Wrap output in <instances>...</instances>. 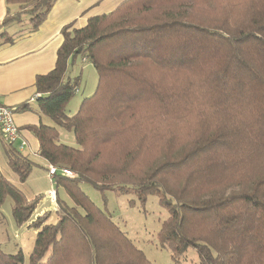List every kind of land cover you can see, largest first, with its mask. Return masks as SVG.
I'll return each mask as SVG.
<instances>
[{
	"label": "trees",
	"instance_id": "1",
	"mask_svg": "<svg viewBox=\"0 0 264 264\" xmlns=\"http://www.w3.org/2000/svg\"><path fill=\"white\" fill-rule=\"evenodd\" d=\"M13 1L25 6L1 27L26 20L32 31L57 2ZM61 35L54 69L35 80L38 112L54 125L27 129L40 157L75 176L52 183L56 221L46 213L30 224V264H153L83 184L142 204L157 195L168 211L157 238L178 264L190 249L200 264H264V0H127ZM77 57L99 85L71 116L80 79L65 76ZM58 127L79 147L60 142ZM8 147L25 183L37 164ZM9 197L19 227L43 199L29 200L0 170V207ZM0 264H24L23 253L0 245Z\"/></svg>",
	"mask_w": 264,
	"mask_h": 264
},
{
	"label": "rangeland",
	"instance_id": "2",
	"mask_svg": "<svg viewBox=\"0 0 264 264\" xmlns=\"http://www.w3.org/2000/svg\"><path fill=\"white\" fill-rule=\"evenodd\" d=\"M104 4L105 2H103L102 5L95 6L93 10H89L87 17L109 13L111 11L110 9L101 7ZM22 6L25 5H19L20 8ZM80 19V24H77V28L83 27L87 23L84 19ZM19 29V24L11 25L8 28L10 32H15ZM68 78L80 79L79 90L75 93L67 108L68 114L72 116L79 111L86 98L92 97L96 93L99 85V76L92 63L88 61L85 62L82 57H77L69 64L65 80ZM33 108L34 110H38L36 103L33 105ZM36 112L37 111L33 110L29 111V116L38 120L41 117L45 121L44 124L54 125L49 117ZM196 128L197 127H193L192 129L196 130ZM58 129L60 132V142L72 147H79L72 130L60 127H58ZM2 142L4 143V141H0V148L4 147ZM14 146L18 147L19 144L16 143ZM30 158L37 166L34 167L25 183L19 181L20 183H18V186L20 190L29 198H33L40 193V196H43L45 191L49 188L48 194L51 190H56L55 185L53 186L48 178L49 172L47 173V170L43 168L45 167V160L37 155H31ZM0 159H2L0 165L5 175L12 182V179H14V181L16 179L17 181L16 176L9 172L6 156L1 150ZM41 164H43V166ZM45 174L46 176L48 174L47 178H45ZM82 188L90 199L99 208L109 214L121 229L127 233L129 238L133 240L136 246L145 253L153 264H178L173 260L170 250L164 248L157 238L162 223L168 218V211L159 203V197L157 195L148 196L146 203L142 204L136 194L121 195L112 191L102 194L88 184H83ZM60 194L63 195L62 192H60ZM44 196L43 199H45ZM51 201L52 199L50 202H40L39 209H41V207H44V210L49 209L48 212L53 218L51 222H55V210L50 204ZM13 206L14 202L9 197L6 199L3 206L0 207V245L2 250L7 254L16 255L22 252L24 264H30V254L34 247L37 232L34 228H30L29 226L19 227L16 224L13 217ZM180 264H200L197 252L194 249H190L182 257Z\"/></svg>",
	"mask_w": 264,
	"mask_h": 264
},
{
	"label": "crops",
	"instance_id": "3",
	"mask_svg": "<svg viewBox=\"0 0 264 264\" xmlns=\"http://www.w3.org/2000/svg\"><path fill=\"white\" fill-rule=\"evenodd\" d=\"M125 1L127 0H57L48 17L38 30L32 31L29 22L24 20V22L21 23L11 24H19L20 29L15 32H10L8 28L11 25L1 27V24L7 16L8 10L13 13L19 11V4L14 3V1L7 2V0H0V103L12 108H16L23 103H29L31 106L29 110L15 112L14 115L17 126L22 129V137L28 143V146L23 151L25 154L30 157L31 155H37L40 157L38 154V139L27 129V127L30 125H38L45 121L41 117L38 120L29 116V111L33 110L38 112V110H34L33 108L35 103L37 108L39 107L37 101L39 95L35 89V80L38 75L47 74L54 69L57 61V52L63 42V36L61 35L62 28L73 22L76 27L80 18L87 22L88 19L92 17H87L89 10H93L95 6L102 5L103 2H105V4L101 7L110 9V12H112ZM8 39H12V42L8 43ZM1 140L4 141V143L2 142L4 147H1L0 150L6 156V163L9 172L16 176L17 181L16 179L15 181L12 179V182L5 175L1 165L0 170L11 183L19 188V179L8 164L6 150L9 148V144L4 140L0 129V141ZM1 160L2 159H0V161ZM41 165L43 166V164ZM49 165L50 164L45 160V167L43 168L47 170V173ZM47 176L45 174V178H47ZM49 190L50 188L45 191L44 195H46H43L45 199H43L42 202H50L51 198L48 195ZM38 195H35L33 198ZM33 198H29V200H32ZM50 204L56 211V205L54 202L51 201ZM39 206L40 203L38 204L31 221L25 226H30V224L38 217L49 213V209H46L47 211L44 210V207L39 209ZM52 219L53 218L50 215V222Z\"/></svg>",
	"mask_w": 264,
	"mask_h": 264
},
{
	"label": "built area",
	"instance_id": "4",
	"mask_svg": "<svg viewBox=\"0 0 264 264\" xmlns=\"http://www.w3.org/2000/svg\"><path fill=\"white\" fill-rule=\"evenodd\" d=\"M14 115H15L14 108L0 103V129L2 131L4 140L6 141L7 144L13 146L14 144L18 143L19 144L18 149L20 151H24L28 146V143L26 140L23 139L21 134L22 131L17 126ZM48 172L51 183H53L57 175H62L67 177L75 176V174L69 169L59 168L54 165H49ZM56 194H57L56 190H51L48 194L55 205H56Z\"/></svg>",
	"mask_w": 264,
	"mask_h": 264
}]
</instances>
